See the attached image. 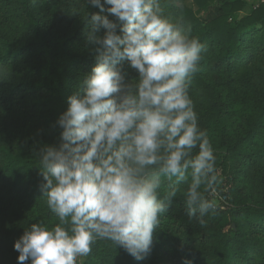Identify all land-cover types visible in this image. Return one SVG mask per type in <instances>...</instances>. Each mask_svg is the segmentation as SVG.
Instances as JSON below:
<instances>
[{"label": "trees", "instance_id": "trees-1", "mask_svg": "<svg viewBox=\"0 0 264 264\" xmlns=\"http://www.w3.org/2000/svg\"><path fill=\"white\" fill-rule=\"evenodd\" d=\"M179 2L161 6L204 46L189 95L225 201L204 224L189 220L181 184L144 259L98 240L78 264H264V2L243 15L242 0ZM99 11L86 0H0V264H18L14 244L33 223L56 222L42 197L38 154L59 143L58 118L96 64L85 18Z\"/></svg>", "mask_w": 264, "mask_h": 264}, {"label": "clouds", "instance_id": "clouds-1", "mask_svg": "<svg viewBox=\"0 0 264 264\" xmlns=\"http://www.w3.org/2000/svg\"><path fill=\"white\" fill-rule=\"evenodd\" d=\"M86 3L100 9L85 18L96 64L58 118L59 143L38 154L56 222L41 219L15 242L18 264H78L98 240L142 260L181 184L189 220L204 224L217 209L204 195L221 182L216 157L189 95L204 46L165 17L161 0Z\"/></svg>", "mask_w": 264, "mask_h": 264}, {"label": "rangeland", "instance_id": "rangeland-1", "mask_svg": "<svg viewBox=\"0 0 264 264\" xmlns=\"http://www.w3.org/2000/svg\"><path fill=\"white\" fill-rule=\"evenodd\" d=\"M244 1V7L243 10L240 11V15H243L245 13L250 12L254 7L258 6L261 2V0H242ZM187 4L189 6H192V0H187ZM206 13L201 14V16H205ZM212 200L215 201V203L218 205L220 203H222L223 201H225V196L223 194H221L220 192H216L212 193Z\"/></svg>", "mask_w": 264, "mask_h": 264}]
</instances>
